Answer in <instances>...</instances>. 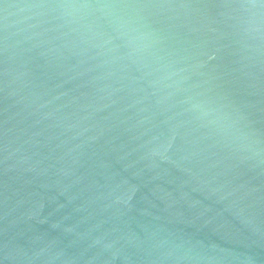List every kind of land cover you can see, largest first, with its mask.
<instances>
[{
	"label": "water",
	"instance_id": "obj_1",
	"mask_svg": "<svg viewBox=\"0 0 264 264\" xmlns=\"http://www.w3.org/2000/svg\"><path fill=\"white\" fill-rule=\"evenodd\" d=\"M0 264H264V0H0Z\"/></svg>",
	"mask_w": 264,
	"mask_h": 264
}]
</instances>
